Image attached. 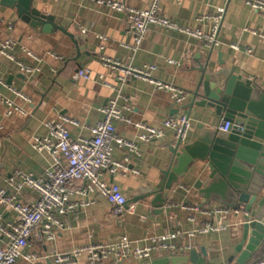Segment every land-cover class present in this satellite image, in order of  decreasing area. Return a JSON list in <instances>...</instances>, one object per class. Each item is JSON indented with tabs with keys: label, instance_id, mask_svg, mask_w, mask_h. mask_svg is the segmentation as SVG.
Returning <instances> with one entry per match:
<instances>
[{
	"label": "crops",
	"instance_id": "0c3cea01",
	"mask_svg": "<svg viewBox=\"0 0 264 264\" xmlns=\"http://www.w3.org/2000/svg\"><path fill=\"white\" fill-rule=\"evenodd\" d=\"M115 1L137 9H147L154 2ZM33 6L42 14L53 17L56 27L53 31L45 32L44 26L33 28L18 16L17 11L0 6V41L13 40L17 44L9 52L11 56L0 50V80L6 81L5 86L0 85V186L6 187V180L17 171L41 175L54 165L53 155L35 146L37 136L50 135L48 123L65 122L73 135L88 137L91 135L90 128L102 118L99 108L118 94H122L118 105L125 110L131 122L116 121L117 132L126 139L138 142L141 156L134 155L127 160L126 152L115 149L114 159L126 164L128 174L111 176L106 173L104 179L120 185L128 200L137 195L141 186H155L161 172L173 159V136L167 133L162 139L143 143L141 137L145 130L137 123L160 127L167 118L184 109L191 122L189 143L204 128L216 129L221 117L214 111L188 107L191 93L200 81V74L195 69L205 62L211 51L205 47L203 40L155 26L140 49L133 51L125 46L134 43L128 11L113 10L97 0H35ZM221 7H226V14L221 23L218 43L212 49L211 64L217 66L219 54L222 53V60L228 67L235 68L240 75L252 78L264 87V19L244 0H162L160 12L181 26L210 33L214 22L210 19L199 22L197 18L212 15ZM77 28L78 34L88 39L87 48L93 53L90 57L82 55L78 62L73 60L77 55L76 45L66 33ZM248 29L255 30L257 34ZM104 57L117 60L122 65L113 70L103 61ZM170 60L178 64H172ZM145 63L158 66L154 74L157 79L189 93L182 108L175 106L170 94L144 78L120 80L122 66ZM23 67L32 71L27 72ZM86 68L91 70V77L77 78V72ZM11 77L12 83L9 85ZM18 92L31 98V101L28 102ZM5 99L11 100L28 114L14 112L8 115ZM68 119L76 120L81 125L74 126L65 121ZM203 167L202 163H198L180 179L167 197L168 203L163 213L147 206V201H141L136 204L135 214L115 216L105 199L89 195V199H95L92 205L70 214L66 218V228L58 230L54 241L44 245L33 243L31 251L41 253L40 264H50L54 262V255H68L78 247L93 243L111 247L122 234L129 236L137 246H143L166 231H181L182 236L176 240V251H155L151 260L170 254L188 255L192 251L205 249L207 261L229 264V259L241 242L245 213L243 209L238 212L230 210L211 218L202 212L198 207L202 200L195 184L207 177V169L202 172ZM136 170H140L141 174L135 173ZM183 187L191 188V192H186ZM211 207L224 208L215 203ZM193 216L195 220L191 221ZM212 220L226 224L227 228L209 234L199 233ZM239 256L235 257L234 263ZM262 256L264 246L249 262ZM115 263L116 252L102 262ZM137 263L129 260L123 264ZM19 264L28 263L21 259ZM77 264H90L89 255L84 253Z\"/></svg>",
	"mask_w": 264,
	"mask_h": 264
},
{
	"label": "built area",
	"instance_id": "2783aa9c",
	"mask_svg": "<svg viewBox=\"0 0 264 264\" xmlns=\"http://www.w3.org/2000/svg\"><path fill=\"white\" fill-rule=\"evenodd\" d=\"M97 1L113 10L128 11L134 43L132 45L125 44V46L133 51L140 49L155 26L203 40L205 47L212 50L218 43L221 23L226 14V7H221L212 15L197 18L199 22H204L207 19L214 22L211 32L203 33L200 30L181 26L179 22L161 14L162 0H154L147 9L128 7L125 3L115 0ZM226 1L230 2L231 0ZM244 2L253 10L260 12L264 19V0H244ZM248 31L257 34L255 30L248 29ZM16 45L13 40L0 41V50L10 55L9 52ZM234 47L239 49L237 46ZM103 61L113 70L122 65L117 60L107 57H104ZM170 63L178 64L174 60H170ZM23 69L27 72L32 71L25 67ZM157 70L158 66L151 63L122 66L120 80L124 82L129 78H144L155 84L159 90L170 94L175 106L182 108L189 98V93L173 84L157 79L154 76ZM76 77L88 79L91 77V70L81 69L77 72ZM0 85L5 86L6 81L0 80ZM107 85L111 87L109 84ZM18 94L28 102L31 101V98L23 93L18 92ZM120 98H122V94H118L116 98L99 108L102 118L90 128L91 135L88 137L73 135L65 122L48 123L50 135L37 136L35 146L39 150L49 151L55 159L54 165L41 175H35L28 171H17L6 180V187L0 186V264H19L21 259L28 264H40L41 253L31 251L32 244L44 245L54 241L58 230L66 228V218L70 214L95 202V199L88 198L89 195L105 199L115 216L137 212V203L131 204L126 210L128 198L123 193L121 186L117 183H109L104 179L106 173L111 176H127L128 174L126 164L114 159L115 149L119 148L126 152L127 160L134 155L141 156L140 144L122 137L117 132L116 121L131 122L127 118L125 110L118 105ZM4 101L8 106V115L14 112L28 114L26 110L11 100L5 99ZM65 121L74 126L81 125L76 120ZM136 125L145 130V134L141 137L143 143L162 139L167 133L173 136L174 146L189 143L191 122L189 114L184 109L167 118L160 127L149 126L145 123ZM234 126L224 118H220L216 130L228 132L234 129ZM135 173L141 174V171L136 170ZM183 189L188 193L191 192L189 187H183ZM146 205L150 206V203L147 202ZM202 212L213 218L217 213H227L230 210L221 209V207H208ZM190 220L194 221L195 217H191ZM226 228V224L215 223L212 220L202 227L199 233L220 232ZM181 236V231H166L153 237L149 244L137 246L129 236L122 234L116 238L111 247L103 243L78 247L68 255H54V262L50 264H77L84 253L89 255L90 264H102L103 259L113 252H116L115 264H123L129 260L149 261L155 251L172 253L176 251V240ZM247 264H264V256Z\"/></svg>",
	"mask_w": 264,
	"mask_h": 264
},
{
	"label": "water",
	"instance_id": "95a60500",
	"mask_svg": "<svg viewBox=\"0 0 264 264\" xmlns=\"http://www.w3.org/2000/svg\"><path fill=\"white\" fill-rule=\"evenodd\" d=\"M34 1L0 0V6L14 9L33 28L44 26L45 32L53 31L56 28L53 17L37 10ZM78 29L66 32L76 45L77 55L73 59L76 62L82 55H93L87 48L88 39L78 34ZM212 54L211 50L205 62L195 69L200 81L191 93L188 107L212 110L235 125L234 129L225 132L204 128L193 142L171 147L173 159L161 172L158 183L153 187L141 186L125 208L128 210L131 204L147 201L155 211L163 213L167 197L180 179L202 163V172L207 169V177L195 184L202 200L198 207L205 210L215 203L236 212L243 209L245 222L241 242L228 262L247 264L264 246V87L228 67L222 60V53L218 65L213 66ZM237 255L240 256L234 263ZM137 264L213 263L207 261V251L202 249Z\"/></svg>",
	"mask_w": 264,
	"mask_h": 264
}]
</instances>
